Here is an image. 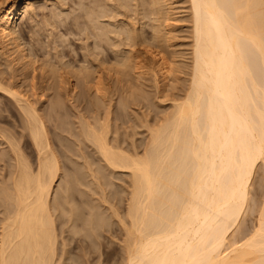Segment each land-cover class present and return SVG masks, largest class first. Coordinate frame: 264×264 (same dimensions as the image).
Returning <instances> with one entry per match:
<instances>
[{"label":"bare ground","instance_id":"1","mask_svg":"<svg viewBox=\"0 0 264 264\" xmlns=\"http://www.w3.org/2000/svg\"><path fill=\"white\" fill-rule=\"evenodd\" d=\"M125 2L127 1L123 0V5L127 4V7H129L128 4L131 2ZM170 2L172 3V1ZM188 2L193 24V62L190 86L188 92L186 91L182 97L180 96L181 99L178 98L180 102L174 100L176 102L175 111L165 118L166 120L163 121L162 125L159 124L160 127L158 129L151 131L150 143L147 144L146 148L144 147L143 151H139L136 145L135 147L133 145L125 148L123 139H121L122 141L120 140L122 143L118 141L120 135H118V132H115L117 133L116 137L111 134L118 139L110 138L112 137L110 135L111 129L116 126L113 121L115 118L111 119V112L109 114L106 113L107 115L102 118H95L96 120L93 119V121L88 119L91 122H85V120H82L83 117L80 116L81 124L79 125H83V128L80 127L82 131L79 133L76 131L78 133H75L76 135L72 134L76 139L74 138L73 140V137L71 138L76 147L58 145L57 142L55 143V138L53 139L48 127L51 125L54 127V131L55 128L60 130L62 122L57 118L63 111V101L59 99L62 96L56 95V102L50 107L51 112L48 115L38 109V105L35 106L27 98L26 94L23 95L25 90L23 93L20 90V92L15 90L16 87L18 89L17 85L14 87L15 89H6L8 88L6 87L7 85L3 86L0 82V91L4 95L7 94L6 97H11L15 102V107L18 106L16 108L19 115L26 123L27 127L25 130L28 132L30 141L29 143L25 141V144L31 145L36 160L34 163L27 158L25 150H23L20 143H15V139L10 136L7 137L6 133H0L2 143L8 147L5 150L0 149V164L3 162L8 165L10 161V164H13L10 167L8 166L10 169L8 176L4 177L2 182L0 180V264H61L65 255H69V252H66V247L70 246L67 245L69 241H75L79 245L80 243H87L88 246L89 244L93 245V243L104 236L103 233L108 234V232L113 231L112 220H116L125 233V237H123L125 239H123L121 245L122 254H120L122 255V264H264V200L263 202L255 203L260 209L258 212L256 211L258 214L256 222L254 221L255 223L252 225V230L245 226L243 227L244 215L246 214L245 207L246 205L248 206L247 203L250 200V188L253 177L261 166L264 168V0H188ZM101 5H104L103 2ZM34 6L32 0H4V2L0 0V53L7 55V58L13 57L11 59L12 66L13 64L20 65L19 68L23 66L25 71L32 70V67L36 65L31 55L24 49L23 44L25 43H22L21 40V34L26 29L25 20L30 16L32 8L34 11ZM91 6L93 7V5ZM154 7L156 5L154 6L153 3L152 8L154 9ZM83 8L85 9V7ZM98 9L101 11L100 7ZM116 9L118 7H115ZM38 11L42 12L40 9ZM153 12L155 13L154 10ZM37 13L39 14V12ZM82 14H86V12ZM55 15L59 17V15ZM49 17L51 18L52 16ZM111 19L113 18H110L109 21ZM81 21L78 20V23H81ZM75 22L77 23V21ZM83 22L87 23V21ZM94 22L97 21L93 20L92 23ZM97 24L95 26H100ZM113 24L115 23L113 22ZM46 26L49 27V25L45 24ZM101 26L104 27L103 33L106 31L107 34H114L113 30L112 32L107 31L108 29L111 30V28L107 29V25L103 26L101 24ZM102 27H100L101 30ZM54 28L51 30H54ZM66 29L70 28L67 27ZM75 29L77 30V28ZM83 29L85 30V28ZM132 31L127 32L129 34L128 39L134 38L131 33L136 30ZM59 32L57 31L56 33ZM155 32H157L156 29ZM51 33L49 34L51 35ZM124 33L126 34L125 31ZM95 35L93 36L94 38L96 37ZM103 36H105L104 42L109 41L107 38L111 37L104 34ZM55 38L53 39L56 41ZM61 38L63 41V37L59 39ZM154 38L160 39L159 36L156 37V33ZM95 39L98 38L96 37ZM137 40L135 39L134 42ZM145 40L146 38L142 42L149 41ZM66 41L67 39H65V43ZM96 43H98V40H96ZM144 43L140 44L141 47ZM31 44L33 45V43ZM119 44L121 45V41ZM116 49H119V47ZM145 49L147 51L143 53H146L152 60L153 66L155 65V69H157L155 71H158V74L166 81L172 74L171 63L168 62L167 57L154 42L149 43ZM93 50L97 51L98 49ZM113 50L114 52L116 51L115 49ZM132 51L131 54L133 53ZM141 56L143 55L136 57V60L134 55L133 58L136 61H133V58L130 57L132 64L136 62L134 64V66L136 65L135 69L140 65L144 67V61L148 59L147 56H145L146 59L143 56V61ZM0 57L2 56L0 55ZM124 59L127 58L125 57ZM123 60L121 61L123 62ZM9 61L8 59L7 62ZM11 62L8 64L11 65ZM128 63L131 64V62ZM127 65L126 67H128ZM5 68L7 67L5 66ZM65 68L66 66L63 69L65 70ZM114 68L116 67L114 66ZM8 69L11 70L10 68ZM14 69L16 70V68ZM48 69L45 71H48ZM139 69L140 67L137 70ZM69 70L65 74L68 75L70 73L71 75L69 74V76L71 77H69L70 81L66 83H70L71 96H74L77 87L73 85L71 80L73 78L81 80L77 74L83 72L79 71L78 73V70H82L78 69L76 70L77 74L75 72L72 73V66ZM89 72L91 73L92 71H88V74ZM115 72L117 74V69ZM53 74L56 77L55 73ZM53 74L49 75L52 76ZM88 74H84L87 75V77L85 76L86 80H90L88 81V83L90 82L89 84L94 83L95 78L92 80L93 76H91L90 79V74ZM118 74L121 75L120 72ZM76 75L79 76V79ZM12 76L14 77V75ZM27 76L29 77V74ZM26 77L24 78L26 79ZM66 77H63V80ZM98 80L96 83L101 82ZM73 81L75 82V80ZM67 88L65 89L67 90ZM92 88L94 90L95 88L97 89V87ZM25 92L28 93L27 89ZM93 93L95 94V92ZM0 95L2 94L0 93ZM87 95L91 96L90 94ZM97 95L95 94L96 97ZM99 95L101 94L99 93ZM75 97L74 99L76 100ZM128 102L122 104L124 111L130 105ZM125 105L128 106L126 107ZM100 106V108L106 109L105 106ZM1 109L3 108L0 107ZM96 109L98 108H95V111H97ZM110 111L112 110L110 109ZM1 112L3 111L1 110ZM97 112L99 114L100 110ZM105 112H107V109L102 115ZM84 113L86 114V112ZM87 118H90L89 114ZM58 121H60V125H58ZM82 121L85 123H82ZM112 122L115 123L114 126H112ZM64 124H67V122L63 123L61 129ZM69 128L66 129L69 130ZM117 130H119L118 127ZM68 138L66 136V139ZM88 149L93 150L92 152L97 156H91L92 153L89 155ZM6 150L7 152H5ZM7 155H10V161L5 160ZM96 160L101 165L99 164L100 166L94 169ZM5 161H8V164ZM106 171L112 173V175L113 173L128 174L130 182L128 184L127 199L124 197L127 200V211L124 215L120 214L117 208L121 198H118L117 194H112L111 197L107 194L106 188L109 187L110 183H108ZM89 179L91 181L87 184L86 180L88 181ZM90 186H95V189L92 190V197L95 195V197L98 196L99 198L92 203H87L86 201L82 203V199L78 197L83 198L85 193L81 191L80 196L77 197L78 188L86 187L88 191L91 188ZM84 203L89 208L88 215L84 213L85 208L82 206ZM58 223L59 225H57ZM67 227L68 229L70 227L69 230H71L72 235H70L71 237L68 240L64 238L63 242L60 241L61 243H59V238L69 232ZM237 232H239L240 240L234 244L230 241V237ZM61 247L62 253L60 256L58 252Z\"/></svg>","mask_w":264,"mask_h":264},{"label":"rangeland","instance_id":"2","mask_svg":"<svg viewBox=\"0 0 264 264\" xmlns=\"http://www.w3.org/2000/svg\"><path fill=\"white\" fill-rule=\"evenodd\" d=\"M96 1L95 0H80V1H78V0H32L33 6L35 5L34 6L35 8H34V11L32 10L33 8L31 9L30 16L27 17V19L25 20L26 21L25 22L26 23L25 24L26 25L25 26L26 29H24L25 31H23L22 32L23 34H21L22 35L21 40H22V43H25V44H23L24 49L26 50V52L29 55H31V58L34 61V64H36L37 66L34 65L33 67L35 69L32 67V70L29 69V70H26L27 71L26 72L23 66H21L20 68H19L20 65L18 66L17 64L16 65L13 64V66H12V62H11L12 60L11 59L13 57L10 58L8 56L9 58H7V55H2L0 53V55L2 57L4 56L3 58L5 59L4 60L2 57H0V61H1L0 62V65H1L0 67L2 68L4 66L2 69L0 68V71L3 70L2 71L3 74H2V72H0V76H1L0 77V82H1V84L3 86L7 85L6 87H8V88L5 87L6 89H10V88L11 89H15L14 87H16V85L18 86V89L16 87L15 90H18V91L20 90L22 93H23L24 90L26 91V89H27L28 93L24 91L23 95L26 94L27 98H29V100L35 106L38 105L39 107L37 106V108L42 110L46 114L51 112V108L50 107L52 106V104L54 102H56L55 100H56L57 96H59V95L62 96V97L59 96L60 97L59 99H61L63 101L62 102V104H63L62 105L63 106L62 110L63 111H62V113L60 115H58L57 119L62 122V125H63L64 122L65 123L67 122V124H64L65 128L63 127L62 129H61L62 125L60 126V130L61 131L59 130V128H57V129L55 128V131H54V127L51 126V125H50V127H48V130H50L49 132L51 133V135H53L52 136L53 139L55 138L54 139L55 143L57 142L58 145L63 144L64 147H72V146L74 147L75 146V144H73L74 141H72V139L74 140V138L76 139V137L72 136V134H75V133L78 134L80 131H82L80 127H82L83 125H79V124H81V117H83L82 120H85V122L86 121L89 122L90 120L93 121V119H95V118H97V119L98 118H102L103 116L107 115L106 113L109 114L111 112L112 113V115H111L112 118L111 119L115 118L113 121L116 123L115 124V123L112 122L113 123L112 126H114V124H115L116 126H114V127H116V128L114 129V127H113L112 128L113 131L111 129L110 135L112 134L114 137H116L115 135H117V133H115V132H118V135L119 134L120 135L118 137L119 139L118 138H114L112 135H111L112 137H110V136L109 137L112 138V139H118V141L123 139V142H124L123 145L125 146V148L132 147L133 145L135 147V145H136V148H138L139 151H143L144 147L146 148L148 146L147 144L150 143L151 131L158 129L160 127L159 124L162 125L163 121L166 120L165 118H167L169 115H171L175 111L174 110V108H175L174 106H175L176 102L179 101L178 98L181 99V97L184 95V93L186 91L188 92V89H189V86H190L191 70H192L191 66H192V62H193L192 61L193 60L192 59V52H193V50H192V47H193V36H192V34H193L192 30L193 29H192V25L193 24L191 22L192 18H191L190 5H189L188 0H169V1L168 0H155L156 3L153 2V0H125L128 3L131 2L130 4H128L129 7H127V4L123 5V0H116L117 2L113 1V0H111V2H110V0L109 1L108 0H102V1L99 0L97 2ZM170 1H172V3ZM2 2H4V0H2ZM100 2H101V4L103 2V4L105 6L99 4ZM127 2H125V3H127ZM153 3H154V6L156 5V7H154V9L152 8L153 7ZM80 4H81V6H80ZM84 4H86V5H84ZM91 5H93V7ZM83 7H85V9ZM98 7H100L101 11H99ZM115 7L116 8L118 7V9H116L117 11L115 10ZM123 7H126V8H123ZM130 7H132L133 9L130 8ZM59 8L61 9V11H60ZM102 8H104V9H102ZM120 8H121V10H120ZM39 9L42 11L41 13H40V11H38ZM128 9H130L131 12H129L130 10H128ZM152 9L155 11V13L153 12L154 15H152L153 14L152 13V11H153ZM156 9H157V11H156ZM93 10H94V12H93ZM104 10H106V11L108 10V12H106V11L104 12ZM110 10H111V12H110ZM50 11H51L52 14L50 13ZM56 11H57V13H56ZM115 11L118 12L119 14L116 13ZM37 12H39V14ZM83 12L84 13L86 12V14H82ZM87 12H88V14H87ZM95 12H98V13H95ZM44 13H47V14L49 13V14L47 16V14H44ZM65 13H67V14H65ZM110 13H112L113 16H112V14L110 15ZM55 14L59 15L60 18L58 16H56ZM93 14H98L100 16L93 15ZM44 16L46 18H48V19H46ZM49 16H52V17L50 18ZM55 16H56V18H55ZM72 16H73V18H72ZM86 16H88L87 17L88 19L86 18ZM89 16H90V19H89ZM106 16H108V17H106ZM109 16H111V17H109ZM53 17H54L55 21H54ZM96 17L98 18L99 21L97 20ZM30 18H32V19L30 20ZM35 18L40 19V20H37ZM61 18H62V20H61ZM76 18H78V19L76 20ZM110 18H113V19H111L109 21ZM42 19H43L44 22L47 20L46 21L47 23L46 22L44 23L43 21H41ZM49 19H51V20H49ZM56 19H58V21H56ZM78 20L79 21L82 20L81 23L80 22L78 23ZM93 20L99 22V24H97V22L92 23ZM32 21H33V23H32ZM75 21H77V23ZM83 21H87V23L83 22ZM48 22H49V24H48ZM113 22L115 24H113ZM34 24H35V27H34ZM45 24L49 25L50 28L48 26L45 27ZM96 24L100 25V26H98L99 28L97 26H95ZM101 24L103 26L107 25L106 26L107 29L111 28V30L108 29L107 31H109V32L111 31L112 32V30H113V33L115 35L112 34V33H111L112 35L109 34V33L107 34L106 31H105L106 34H105V32L103 33L104 27H102ZM118 24H119V26H118ZM127 24L130 25V26L132 24H134V25H132L130 27ZM38 25H39V27H38ZM56 25H58V26H56ZM86 25H88V26L86 27ZM52 27L53 28L55 27L54 30H51V29H53ZM67 27L70 28L72 31L70 29H66ZM100 27H102V30H101ZM75 28H77V30ZM83 28H85V30ZM125 28L126 29H130L131 28V29L130 30H126ZM55 29L58 32L59 31L60 32L56 33L57 31ZM155 29L157 30V32H155ZM66 30H67V32H66ZM132 30L133 31L136 30L134 32H137V33H134ZM51 31H52L53 35H52ZM76 31H78L80 34L78 32H76ZM84 31H86V32H84ZM87 31H89V32H87ZM124 31L126 32V34L124 33ZM129 31L133 32V33H131L132 34L131 36L134 35L133 36L134 38L131 37V39H128ZM34 32H36V33L34 34ZM62 32H64V33L62 34ZM121 32H122V34H121ZM49 33H51V35ZM86 33H87V37H86ZM102 33L104 35H106V36L107 35L111 36V37H108V38L106 37L107 40H109V41L104 42L105 41V36H103ZM155 33H156V37L157 36L160 37L159 40L154 38L155 37ZM66 34H68V35H66ZM94 35L98 39H95L96 37L94 38L93 37ZM31 36H32V38H31ZM55 36H56V38H55ZM119 36L120 37L122 36L121 39H120ZM135 36H136V38H135ZM23 37H24V39H23ZM35 37H36V39H35ZM60 37H63V39H64L63 41L64 42L62 41V38L59 39ZM114 37H115V39H113ZM28 38H29V40H28ZM53 38H55L56 41ZM86 38L87 39L90 38V39L87 40ZM138 38H139V40H137ZM142 38H144V39L146 38L145 41L149 40V41H147L149 43H153L154 42L155 44H157L159 50H161L164 53V55L167 57L168 62L171 63L170 65H171V73L172 74H171V76L168 79H166V81L163 79V77L161 75L158 74V71L157 72L155 71L157 69H155L156 68L155 65L153 66L152 60H150V58L147 56L146 53H143V52L147 51V49H145V48H147L149 43L146 44L147 42H145V43L142 42L144 40V39L141 40ZM65 39H67L66 43H65ZM135 39L137 40L136 41L137 43L134 42ZM40 40H41V42H40ZM44 40H45V42H44ZM58 40L60 41L59 43H58ZM90 40H91V42H89ZM96 40H98V43H96ZM114 40H116V41L114 42ZM123 40H124V42H123ZM99 41H100L101 44L99 43ZM120 41H121V45L119 44ZM150 41H152V42H150ZM113 42H114V44H113ZM116 42H117V44H116ZM31 43H33V45ZM63 43H65V44L63 45ZM141 43H144V45L146 44L145 45L146 47L144 45H142V47H141V45H140ZM91 45H94V46H91ZM118 47H119V49H116ZM93 49H96V50L98 49L97 50L98 52L94 51ZM99 49H100V51H99ZM113 49H115L116 51L114 52ZM130 50L131 51L133 50L132 54H131ZM86 52H87V54H86ZM99 52H101V53H99ZM94 53H96V54H94ZM84 54H86V55H84ZM128 55H131V56H128ZM134 55H135V58L139 57L140 55L147 56L148 59H146V57L144 56V58L147 61L146 60L144 61L143 56H141V58H142L141 60H143L145 62V63L142 62V63H144L143 66L145 68L142 67V65H140L139 66L140 67L139 70H137L139 67L137 69H135L136 65L134 66V64L136 62L134 64H132L133 63L132 59L130 60V57L133 58ZM125 57L128 60L124 59ZM84 58H85V60H84ZM6 59L7 60L9 59L10 61L7 62ZM93 59H95V60H93ZM121 60H123V62ZM136 60H137V58H136ZM136 60L133 58V61H136ZM3 61L4 62L6 61L5 64L6 63L7 64L5 65ZM59 61L61 63H63V64L61 65V63ZM10 62H11V65H9ZM128 62H131V64L128 63ZM127 63H128V65H127ZM2 64H4V65H2ZM59 65H60L61 69H60ZM117 65L118 66L120 65V66L118 67ZM126 65L128 67H130V68L126 67ZM5 66L7 68H5ZM9 66H11V67H9ZM64 66H66L65 70L63 69ZM71 66H72L71 72L73 71L72 73L75 72V74H77V72L79 73V71L83 72L81 74L80 73L77 74V75L80 76L81 80L78 78L79 76H77V75H76V77L79 80H76L74 78L71 80L73 85H75V87H77L76 88L77 94L75 92L76 97H75V95L71 96L70 87H69L70 83H66V82L70 81L69 77H71V76H69L70 73L68 75L65 74V73H67V71H70L69 69H70ZM88 66H89V68L91 67L90 70H89ZM114 66L116 68H114ZM122 67H123V69H121ZM153 67H154V69H153ZM8 68H10L11 70H9ZM14 68H16L17 71ZM48 68L49 69L51 68V69L49 70ZM47 69H48V71H45ZM53 69H54V71H53ZM78 69H82V70H78ZM116 69H117V74L115 72ZM55 70L56 71L58 70V71L56 72ZM61 70H62V72H60ZM76 70H78V71L76 72ZM113 70H115V71H113ZM49 71H51V72H49ZM88 71H92L91 73L89 72V74H90L89 77L91 79V76H93L92 80H94V78H95V81H93L95 84L94 83L89 84L90 82L88 83V81H90V80L89 79L86 80L85 76L87 77V75H84V74H88ZM119 72L121 73V75L118 74ZM6 73H8V74H6ZM51 73L52 74L55 73L56 77H54V74L52 76H50L49 74H51ZM59 73H61V74L59 75ZM11 74L14 75V77ZM26 74L27 75L29 74V77ZM42 74H44L45 76L44 75L42 76ZM156 74L159 75V76H157ZM173 74H174V76H173ZM35 75H36V77H34ZM99 75H101V76H99ZM48 76H49V78H48ZM98 76H99V78H98ZM8 77H10V78L8 79ZM24 77H26V79ZM44 77H45V79H44ZM63 77H66L67 79L65 78V80H63L64 79ZM59 78L62 79V80H60ZM119 78H120V80H119ZM7 79H8V81H7ZM15 79H17V80H15ZM96 79L97 80L99 79L98 81H101V82H97L96 83V81H97ZM27 80H28V82H26ZM59 80H60V82H59ZM73 80H75V82ZM92 80H91V82H92ZM83 81H85V82H83ZM7 82H9V84H7ZM11 83H12V85H11ZM24 83L27 84V86H25ZM31 83H34V84H31ZM98 83H102V84L98 85ZM48 84H50V85L48 86ZM89 85H90V87H89L90 90H88L89 89L88 88ZM28 87H30V88H28ZM91 87H94V88L97 87L98 90L96 88H95V90L92 88L93 89L92 90ZM65 88H67V90ZM33 89H35V90H33ZM61 89H62V91H61ZM99 89H101L100 92H99ZM84 90L85 91L87 90V92H85ZM57 91L60 94H58ZM90 91H91V93H90ZM92 91L95 92V94L99 95V93H100L101 95H99V96L97 95V97H96L95 94ZM51 92H53L52 93L53 95L51 94ZM0 93L2 94V95H0V107L3 108V109H1L3 112H1V110H0V133H2V134L6 133L7 137L10 136L12 139H15L14 140L15 143H17V144L20 143L21 147L23 148V150H25V154H27V158H29L30 160H32V162L35 163L36 160H35V153L33 152L34 150L32 149L31 145L25 144V141H27L29 143L30 140H29L28 132L25 130L26 127H27L26 123H25L24 119L19 115V112L17 111L18 110L17 109L18 106H16L17 108L15 107V102L11 99L10 96L6 97L7 94L4 95L2 91H0ZM65 94H67V95H65ZM87 94H90L91 96H88ZM51 97H53V98H51ZM74 97L76 98V100L74 99ZM99 97H100L101 100L99 99ZM7 98H9V99H7ZM66 98H67V100H66ZM102 98L103 99L106 98V99L103 101ZM91 99H92V101H90ZM35 101H36V103H35ZM94 101L95 102L98 101V102L95 103ZM90 102H92V103H90ZM127 102L130 103V105L129 106L125 105L126 107L127 106L128 107L124 111L122 104L123 103H127ZM39 103H40V105H39ZM1 105H3V106H1ZM95 105H96V107H94ZM98 105L99 106L102 105V107L105 106V108L107 109V112H105L104 115H102V114H103V112L106 109L104 110V108H100L101 106L99 107ZM107 105L110 106V107H108ZM81 106H83V107L81 108ZM111 106L113 107L114 110L112 109ZM126 107H124V108H126ZM4 108H6V109H4ZM95 108H98L96 110L97 111L100 110L101 113L99 112V114H98V112L95 111ZM110 109L112 111H110ZM82 110H83V112H82ZM108 110H109V112H108ZM122 110H123V112H121ZM11 112H12V114H11ZM84 112H86V114ZM113 112H114V114H113ZM117 113H119L120 115L117 114ZM62 114L63 115L65 114L64 115L65 117ZM88 114H89L90 118H87ZM97 114H98V116H97ZM85 115H87V116H85ZM118 115L120 117L122 116L121 117L122 119ZM63 118H65V119H63ZM125 118H126V121H125ZM88 119H90V120L88 121ZM95 120H94V122H95ZM60 121H58V123H59V124L57 123L58 125H60ZM85 122L82 121V123H85ZM117 127H118L119 130H117ZM66 128H69V130L66 129ZM123 128H124V130H123ZM65 129H66L67 132L69 131V133H67L65 131ZM76 131H78V133ZM63 133L65 134L64 135L65 137L63 136ZM68 135H70V136H68ZM22 136H23V138H22ZM59 136L60 137L62 136L61 137L62 139ZM66 136H67V138L68 137L69 138L66 139ZM120 136H121V138H120ZM60 140H61V142H60ZM65 140H66V143H65ZM126 140H127V142H126ZM0 141H1L0 142V147H1L0 149L1 150L2 149H4V150L8 149V147L4 143H2L3 142L2 138H0ZM132 142H134V143L132 144ZM145 143H146V146H145ZM3 146H4V148H3ZM139 146L141 147V149H140ZM5 147H7V148H5ZM90 149H92V148H90ZM90 149H88L89 151L87 150V152L90 153V154L89 153L88 154L91 155V153H92L91 156H93V155L95 156L96 154L94 152H92L93 150H90ZM5 152H7V150ZM7 156H9V157H7ZM7 156H6L5 160H9V158H11L10 155H7ZM96 158L98 159V157H96ZM6 162L8 164V161H5V163ZM10 163H11V161L9 162L8 165H5L3 162L0 164L1 165L0 166V175H1L0 176V180H1V182L4 179V177L6 178L8 176V173L10 171L9 167L11 165H13V164H10ZM94 164H95L94 165V169H97L101 165L98 160H96V163H94ZM2 167H3V169H2ZM262 167L263 166H261L256 171V173H255V175L253 177V180H252V183H251V188H250V197H249L250 200L248 201L249 203H247L248 206L246 205V207H245L246 214L244 215V220H243L244 223L242 222L243 223V227L245 226V227H247L248 229H251V230H252V225L256 222L255 220H256V217H257V214H258L257 212L260 209L258 206H256V204H257L256 202H259V201L263 202V200H264V168H262ZM2 172H3V175H2ZM105 174L108 177L107 178L108 183H110L109 187L106 188L107 194L110 197L112 196V194H117V197L121 198L120 203L117 204V208L119 209L120 214L124 215L125 212L127 211V200L126 199H127V191H129V185L128 184L130 182V179L128 178V174L127 173L126 174L113 173V175H112V173H110V172L108 173L107 171L105 172ZM114 175H115V177H114ZM2 176H3V178H2ZM113 177L116 178L115 179L116 181L114 180ZM90 181H91L90 179L88 181L86 180V183L89 184ZM90 187L92 189L89 188L88 191H87L86 187H79L78 188V192L79 193L78 194L76 193L77 197L80 196L81 191H82V193L83 192L85 193L83 198L78 197L79 199H82V203L84 201H86L87 203H92L93 201H95V199L99 198L98 196L95 197V195H94V197H92L93 196L92 195V192H93L92 190L95 189V186H93V187L90 186ZM257 189H259V190H257ZM90 192H91V194H90ZM258 192L260 194H262V195L260 196V194ZM121 195H122V197H121ZM252 201H253V203H252ZM95 203H97V202H95ZM85 205H86L85 203L82 204V206L85 208L84 209V213H87L86 215H88L89 214V212H88L89 208L86 207ZM256 208H258V209H256ZM248 221H249V223H248ZM116 222H117L116 220H112L111 225H113V231L108 232V234L107 233L106 234L103 233V235H104L103 237L104 238L101 237V239L97 240L98 242L96 241L95 243H93V245L89 244V246H88L87 243H85V244H81L80 243V245H79L75 241H69L67 245H70V246L66 247L67 248L66 252L68 251L69 253L68 252L67 253L69 255H65V257L63 258L61 264H122L123 263L122 260H121L122 259L121 258L122 255H120V254H122V246L121 245H122L123 239H125V238H123V237H125L124 236L125 233L123 231V228H121V225L118 222L117 223ZM251 222H253V223H251ZM247 224H248V226H247ZM57 225H59V223ZM249 227H251V228H249ZM67 229H68V227H67ZM69 229H70V227H69ZM69 229H68L69 232L67 234H65L64 236L60 237L61 239L59 238V243L63 242L64 238H67V240H68V238L71 237L70 235H72V234H71V230H69ZM239 240H240L239 232H237L232 237H230V241H232V243H234V244L239 242ZM90 241H88V242L90 243ZM94 244H96V245H94ZM90 247H91V249H90ZM92 247L93 248L96 247V248L93 250ZM61 249H62V247L60 248V250L58 252L59 255L62 253Z\"/></svg>","mask_w":264,"mask_h":264}]
</instances>
